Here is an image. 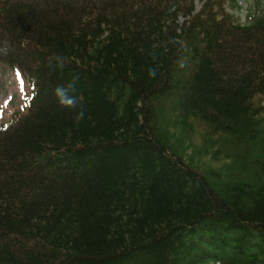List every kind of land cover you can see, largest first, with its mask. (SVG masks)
<instances>
[{"label": "trees", "instance_id": "16d2710c", "mask_svg": "<svg viewBox=\"0 0 264 264\" xmlns=\"http://www.w3.org/2000/svg\"><path fill=\"white\" fill-rule=\"evenodd\" d=\"M0 62V264H264L259 0H0Z\"/></svg>", "mask_w": 264, "mask_h": 264}, {"label": "rangeland", "instance_id": "374dc122", "mask_svg": "<svg viewBox=\"0 0 264 264\" xmlns=\"http://www.w3.org/2000/svg\"><path fill=\"white\" fill-rule=\"evenodd\" d=\"M247 1L253 3L256 0H238V3L243 8ZM259 2L264 5V0H259ZM236 12L239 20L244 21V10L239 9ZM16 74L0 63V121L8 120L20 107L24 97L30 91L28 84Z\"/></svg>", "mask_w": 264, "mask_h": 264}]
</instances>
